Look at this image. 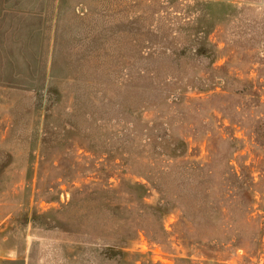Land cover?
Here are the masks:
<instances>
[{"label": "rangeland", "instance_id": "obj_1", "mask_svg": "<svg viewBox=\"0 0 264 264\" xmlns=\"http://www.w3.org/2000/svg\"><path fill=\"white\" fill-rule=\"evenodd\" d=\"M0 264H264V0H0Z\"/></svg>", "mask_w": 264, "mask_h": 264}]
</instances>
